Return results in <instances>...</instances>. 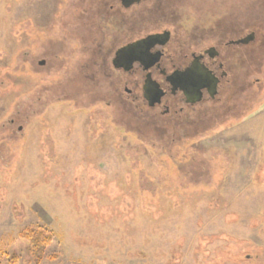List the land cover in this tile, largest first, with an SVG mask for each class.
Instances as JSON below:
<instances>
[{"label":"rangeland","instance_id":"obj_1","mask_svg":"<svg viewBox=\"0 0 264 264\" xmlns=\"http://www.w3.org/2000/svg\"><path fill=\"white\" fill-rule=\"evenodd\" d=\"M164 29L225 51L211 110L108 62ZM0 264H264V0H0Z\"/></svg>","mask_w":264,"mask_h":264},{"label":"flooded vegetation","instance_id":"obj_2","mask_svg":"<svg viewBox=\"0 0 264 264\" xmlns=\"http://www.w3.org/2000/svg\"><path fill=\"white\" fill-rule=\"evenodd\" d=\"M134 1L141 0H121L124 5ZM174 33L172 37L169 29L151 31L135 39H124L115 48L113 43V57L108 62H112L115 69L127 73L132 82L127 84L132 87L126 86L125 89L134 100L139 101L137 106L141 110L146 107L154 111L162 108V115L170 113L172 109L179 114L190 110L196 113L198 107L211 110V104L220 94L221 85L229 80L232 65L226 63L225 51L219 45H214V42L204 46L184 43V36L178 35L175 30ZM231 38L226 41V46H241L254 39V36ZM171 42L176 43L175 47L180 49L173 55L165 51L169 44L172 45ZM219 43H223V40ZM100 54L106 61L107 54L97 50V56ZM108 68L110 71V63ZM235 72L237 77L242 76L238 66ZM140 97L144 104L139 100Z\"/></svg>","mask_w":264,"mask_h":264},{"label":"trees","instance_id":"obj_3","mask_svg":"<svg viewBox=\"0 0 264 264\" xmlns=\"http://www.w3.org/2000/svg\"><path fill=\"white\" fill-rule=\"evenodd\" d=\"M21 237L27 239L30 242L31 248L34 251H40V249H42V244L47 243V237L41 234V232H39V230L35 229L34 227H29L28 229H25L21 233Z\"/></svg>","mask_w":264,"mask_h":264}]
</instances>
